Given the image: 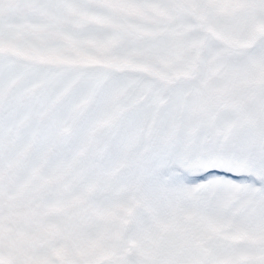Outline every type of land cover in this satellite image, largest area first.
I'll use <instances>...</instances> for the list:
<instances>
[{
  "label": "snow or ice",
  "instance_id": "obj_1",
  "mask_svg": "<svg viewBox=\"0 0 264 264\" xmlns=\"http://www.w3.org/2000/svg\"><path fill=\"white\" fill-rule=\"evenodd\" d=\"M0 264H264V0H0Z\"/></svg>",
  "mask_w": 264,
  "mask_h": 264
}]
</instances>
